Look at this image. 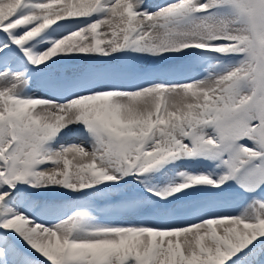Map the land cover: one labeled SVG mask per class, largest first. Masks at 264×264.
I'll list each match as a JSON object with an SVG mask.
<instances>
[{"label": "snow or ice", "instance_id": "1", "mask_svg": "<svg viewBox=\"0 0 264 264\" xmlns=\"http://www.w3.org/2000/svg\"><path fill=\"white\" fill-rule=\"evenodd\" d=\"M0 264H264V0H0Z\"/></svg>", "mask_w": 264, "mask_h": 264}, {"label": "rangeland", "instance_id": "2", "mask_svg": "<svg viewBox=\"0 0 264 264\" xmlns=\"http://www.w3.org/2000/svg\"><path fill=\"white\" fill-rule=\"evenodd\" d=\"M146 4H148L149 6L154 7L156 4L160 3L161 0H145Z\"/></svg>", "mask_w": 264, "mask_h": 264}]
</instances>
